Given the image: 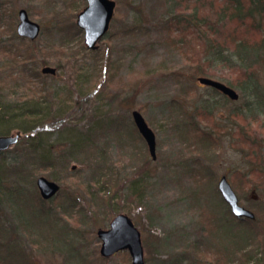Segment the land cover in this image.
Masks as SVG:
<instances>
[{"label": "rangeland", "instance_id": "1", "mask_svg": "<svg viewBox=\"0 0 264 264\" xmlns=\"http://www.w3.org/2000/svg\"><path fill=\"white\" fill-rule=\"evenodd\" d=\"M114 1L108 31L96 48L89 49L75 21L85 0H7L6 13L10 18L15 14L16 23L17 10L22 7L40 25L34 40L0 36V41L11 40L19 52L34 57L21 67L24 73L33 67L42 73L44 65L60 66L55 74L25 76L17 66L6 64L0 48V104L16 100L27 108H42L38 116H22L8 124L5 134H19V140L22 131L18 127L40 128L39 123L50 127H41V150H32V144L37 145L35 136L29 139L32 144L18 150L14 148L17 140L7 148L4 164L22 157L25 168L33 170L34 183L43 175L60 185L58 200L43 199V207L52 210L51 217H63L65 237H74L67 239L72 242L70 251L77 248V255L88 264H131L125 249L109 257L99 254L96 230L108 227L118 210L128 214L141 232L144 264H173L188 242L199 246V256L189 255L193 264H241L242 249L253 256L247 258V264L255 260L264 264V59L248 71L218 61L211 65L210 74L203 75L232 86L238 93L236 99L214 92L190 73L191 62L202 58L209 44L210 26L220 28L213 36L228 50L241 38L253 39L251 43L259 47L264 29L220 18L216 0H212L215 8L210 6L211 0ZM198 8L201 17L211 22L201 25L197 22L201 17H191ZM177 12L188 15L180 24L167 19ZM261 52L259 55L264 54ZM250 77L258 83L259 98L250 95ZM134 109L154 131V159L133 122ZM78 140L81 144L74 146ZM41 151L44 164L42 155L38 156ZM223 175L240 203L256 214L254 224H245L247 237L232 260L222 259L218 250L238 239L242 224L234 225V239L225 237L224 225L219 241L215 230L197 222L205 204L222 211L217 183ZM133 179L139 185L136 192L140 190L135 197L130 189ZM102 185L105 187L100 188ZM68 188L77 194L74 207L65 204ZM2 202L4 208H12L7 200ZM77 209L80 211L74 212ZM72 215L77 216L78 227L73 225ZM18 227L22 233L28 231ZM29 245L37 264L80 263L73 256L67 258L58 247Z\"/></svg>", "mask_w": 264, "mask_h": 264}, {"label": "trees", "instance_id": "2", "mask_svg": "<svg viewBox=\"0 0 264 264\" xmlns=\"http://www.w3.org/2000/svg\"><path fill=\"white\" fill-rule=\"evenodd\" d=\"M196 2L202 3L205 0H195ZM209 1V0H208ZM217 1H221V4H219ZM5 3H7L4 0H0V36L4 34H9V36L12 37V39H18V40H24V38L19 37L15 32V24H16V17L14 18L15 14H13V17L10 18L6 13ZM209 4L212 8H215L214 3L209 1ZM216 4H218V10L219 17L226 19H234L237 22L239 21L242 25H247V27L252 26L255 28V25L257 28H263L264 29V0H216ZM214 6V7H213ZM12 11V9H10ZM9 10V12H10ZM187 15V14H186ZM188 16V15H187ZM185 12H177L173 13L171 16L167 17V19L175 20L178 24L181 23V20L186 18ZM203 14H200V8L196 9L191 16L192 18L195 17H201ZM176 18H182V19H176ZM198 24H205L206 22H211L208 20L209 18L201 17L197 18ZM188 22H191V19H188ZM203 23V24H202ZM211 29V37L208 38L209 44H207V47L205 48V53L202 58L197 59L193 62H191L192 70L190 73H193L192 78L196 79L198 75H207L210 74V68L211 65L215 64V62H227L231 65H234V67L243 66L238 68L244 69L242 71H248L249 67L254 65L255 62L263 61L264 54L259 55V52L262 50L261 53H264V39L261 40V43L259 44V47L257 45L251 43L254 42L253 39L246 40L245 38H241L239 40L235 41L234 47L232 49H227L228 47L221 44L220 41L213 35H216L217 32L220 30V28H214L213 26H210ZM183 30V29H182ZM5 41V40H4ZM0 48L1 53L3 54V57L10 64H13L17 66V68L20 70L22 75L25 76H36L39 78V76L42 75L35 67L30 68V72L24 73V69L21 68L24 66V63L29 58L31 61H33V56L31 53L28 52H19L18 47H16L11 40L8 41V43H4L3 41H0ZM33 48H35L33 46ZM71 48V47H66ZM63 51V50H62ZM65 53V50L64 52ZM5 55V56H4ZM194 60V59H190ZM57 65L56 68H58ZM10 68V67H9ZM248 79V78H247ZM247 84L251 92H253L251 97L254 98L258 97L259 94H257L256 91H258L257 87V81L253 78H249L247 80ZM212 90L216 93H218L215 89L212 88ZM220 94V93H218ZM9 100V99H8ZM25 103L21 104L19 101L16 100H9L5 101L2 104H0V135H3L6 133L5 127L10 124L11 122L19 121L22 116L27 115H39L41 114L42 108L36 107V106H30L27 108V106H24ZM210 112L211 110L208 109ZM34 117V116H33ZM59 121V120H58ZM56 121V122H58ZM40 128L32 127V128H25V127H18L17 129L21 130V139L18 140L16 143V146L14 147L16 150H18L21 146L27 145V143L30 142V138L32 136L37 139L35 144H32V150L37 152L39 149V146H41L40 140L42 141V138L40 136V130L41 127H49L47 124H41ZM56 124L53 122L52 126H55ZM50 128V127H49ZM32 132V133H31ZM31 137H28L30 135ZM79 140L74 144V146H79ZM73 146V147H74ZM8 152V149L1 150L0 151V264H37L35 261V258L33 256V251L30 248L29 242H32L33 244H40L52 248L58 247L59 251L65 252V255H67V258H71L72 256L76 258V260L80 259L79 264H88L87 259L85 257H81V255H77L76 251L77 248L73 251H70L69 248L72 247V242H67V239L74 240V237L72 234L70 236L65 237L66 230L65 227L67 226V223H63L62 218L63 217H51L50 212L46 210L44 206V201L41 199L35 183H34V175L30 172L33 170L26 169L24 166V162L21 159L22 157L13 158L10 160L9 165L4 164V160L8 158L6 156V153ZM34 152V153H35ZM42 151L40 153L41 156ZM44 164V161H46V158L44 155L40 157ZM45 159V160H44ZM2 165L4 166V169L2 168ZM147 164L143 165L142 167L145 168ZM7 169L9 170L7 172ZM30 173V174H29ZM112 175V174H111ZM105 176V173L102 175ZM112 178V176H111ZM109 178V180L111 179ZM108 180V181H109ZM105 185H102L100 188H104ZM139 185L136 179H133L130 183V189H132L133 197L135 195L140 194V190L136 192ZM62 191V188H59V191L56 193L54 198L58 200L56 197L59 196V193ZM67 202L65 204L68 205V203H72V207H74V195H77L72 188L67 189ZM140 199H144L141 197ZM138 200L137 204L141 205L142 201ZM3 200H7L11 205L12 208H4ZM223 203L222 205V211H215L213 210L210 205L203 206V208L200 210V215L198 219V224H202L203 228H206L208 230L212 229L215 230V237L219 239V241L223 240V237L221 238L219 233H223V226H227L226 236L227 239H234L233 235L238 234V239L229 240L227 243L228 245L226 247H221L218 252L220 254V257L224 260L231 259L233 257L234 253H236L237 249L240 251L243 248V241L247 237V233L244 231H247V227L245 224L248 222V224H254L255 219L251 220L249 218H237L235 217L232 212H230L229 207L227 203L224 201H220ZM108 203L110 204V199L108 200ZM111 209V208H110ZM122 210V209H120ZM79 212L80 210H74V212ZM112 211V209H111ZM117 212H120L119 210ZM91 213V212H90ZM15 214V215H14ZM14 215V216H13ZM92 216V213H91ZM89 216V217H91ZM256 217V214H255ZM72 222L73 225L78 227L77 224V216L72 215ZM16 220V223L13 221ZM71 222V223H72ZM149 222L151 223V217H149ZM80 223L83 224V217L80 216ZM237 223L242 224V232H238L235 234L233 232L234 225ZM19 225L23 227H27L28 231L26 233H22L19 231ZM79 230V229H78ZM260 231V230H259ZM57 233V234H56ZM224 235V234H223ZM81 237V234L79 235ZM214 237V238H215ZM213 238V239H214ZM221 239V240H220ZM43 241L45 243H43ZM191 242L186 243L183 250L177 256V259L173 260V264H181L184 260L188 261V264L192 263V258L189 255L192 256H199V246L194 245V242H192V246L190 244ZM67 251L65 249L66 247ZM194 245V246H193ZM224 250L227 252H224ZM245 249H242L243 251L240 254H243L242 257L244 261L240 262L241 264H247V258L249 260V257H253L249 254V252L244 251ZM188 251V252H187ZM264 251V249H263ZM215 252V251H214ZM217 251L215 252L218 253ZM240 259V260H243ZM176 260V262H174ZM196 263V262H195ZM257 264V260L253 262V264Z\"/></svg>", "mask_w": 264, "mask_h": 264}, {"label": "water", "instance_id": "3", "mask_svg": "<svg viewBox=\"0 0 264 264\" xmlns=\"http://www.w3.org/2000/svg\"><path fill=\"white\" fill-rule=\"evenodd\" d=\"M114 7V0H86V5L78 12L76 24L83 30V41L89 49L96 48L98 40L108 30ZM17 16L16 33L21 37L31 40L35 39L40 33L39 23L29 18L25 8H19ZM41 72L54 74L56 68L44 65L41 68ZM197 81L215 88L230 99L238 98V93L231 86L220 80L217 81L211 77L198 76ZM131 114L138 132L147 144L151 158L154 159L156 156V139L153 129L150 128L138 110H132ZM18 137L19 134L0 135V150H5L16 143ZM218 180L217 190L220 192L222 200L228 204L230 212L238 218L254 219V212L244 207L238 201V196L232 189L226 176L223 175ZM35 184L42 199L54 197L60 187L57 182L43 175H39L36 178ZM96 236L100 240L99 254L102 257H109L125 249L130 255L131 264H144L141 232L128 214L120 212L114 215L110 219L108 227L97 228Z\"/></svg>", "mask_w": 264, "mask_h": 264}]
</instances>
